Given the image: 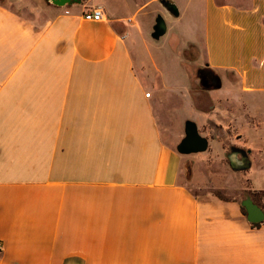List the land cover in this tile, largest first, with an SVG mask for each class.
Segmentation results:
<instances>
[{
    "label": "crops",
    "instance_id": "0c3cea01",
    "mask_svg": "<svg viewBox=\"0 0 264 264\" xmlns=\"http://www.w3.org/2000/svg\"><path fill=\"white\" fill-rule=\"evenodd\" d=\"M1 1L0 264H264V222L242 206L250 195L264 210V113L252 99L264 95V0H172L166 61L186 47L189 2L203 23L180 84L152 54L137 64L134 17L121 12L157 0L72 1L31 19L13 5L37 11L36 0ZM97 7L104 20H87ZM187 103L209 139L207 168L228 144L251 160L225 195L190 187L198 158L177 151L185 125L172 130Z\"/></svg>",
    "mask_w": 264,
    "mask_h": 264
},
{
    "label": "rangeland",
    "instance_id": "374dc122",
    "mask_svg": "<svg viewBox=\"0 0 264 264\" xmlns=\"http://www.w3.org/2000/svg\"><path fill=\"white\" fill-rule=\"evenodd\" d=\"M3 3L9 4V0H2ZM105 1V0H101ZM148 0H142L143 3H147ZM35 7H37V11H33L30 7H22L13 5L14 8L19 12L22 13L24 16L28 17V19L40 17L41 14H45L44 12L47 10L48 6H54L53 3H51L48 0H36ZM190 6V7H189ZM189 10H187L184 14V17L181 22H179L178 27L181 30L183 36L186 40H184V46H186L182 52L179 54V58H173L168 61H166L169 58V55L171 53L173 54V51L171 50L172 45L168 44L166 42V38H163L160 42H157L153 40L150 36L152 25L155 23V18L158 14H162L166 20L170 18V15L161 4L152 3L147 4L142 11L139 14L135 15V11L130 10L128 7H124L121 12L122 14L127 18L131 19L134 17V19H131V22H128L132 28V36L131 40L133 44V50L136 55L137 64L141 65V59L144 58L143 56H146L148 59L150 58L151 54L157 58L158 57V65L160 66L161 70H163L161 73V77L165 80V77L169 76V80L173 79V82H176L175 84H180L183 81L182 76V68L179 64V62H186L185 59H189L188 53L186 50L188 49V44H186V41H193L194 39H197L199 34L202 32L203 29V23L200 19V6L199 2H189ZM44 17V16H42ZM170 20V19H169ZM168 20V30L171 29V21ZM137 25V26H136ZM166 42V43H165ZM190 44V43H189ZM161 55V56H160ZM161 58V59H160ZM171 66L170 70H167V68ZM155 70V69H152ZM166 82V81H165ZM149 87L151 90L155 89V86L153 83L149 84ZM168 92L167 90L162 91V95H166ZM227 91L224 90L223 92H220V96H227ZM254 100V111L256 108L259 111H262L264 113V95L258 94L252 96ZM197 113L194 111V108L187 103V106L185 108L180 109L176 112L174 117L175 124L173 126V133L175 135H178L181 133L185 123L188 120L196 121L197 120ZM186 121V122H185ZM167 139V138H166ZM170 142H175L176 139H167ZM178 146V145H177ZM176 146V147H177ZM231 144H228L225 150H220L216 154L214 153L215 158H219L220 161L218 162H212L210 163L211 166L207 168L205 163L201 161L200 158H203L205 156L204 152L200 153H194L190 155H194L195 158H198L195 160L194 164V179L193 181L195 183H191L192 185V191L196 195H201L206 190L204 188H211L212 190H218L221 194L225 195V189L224 185H229L231 187L234 186V178H233V170L230 167L229 160L227 158V154L231 153ZM211 148V147H210ZM215 155H218L217 157ZM188 156V155H186ZM213 158V157H212ZM213 175V177H209V175ZM207 179H210L211 183H207ZM201 186H207L202 188ZM209 186V187H208ZM219 188V189H218ZM234 189H228L227 193H234ZM247 192V191H246ZM231 195V194H230Z\"/></svg>",
    "mask_w": 264,
    "mask_h": 264
},
{
    "label": "water",
    "instance_id": "95a60500",
    "mask_svg": "<svg viewBox=\"0 0 264 264\" xmlns=\"http://www.w3.org/2000/svg\"><path fill=\"white\" fill-rule=\"evenodd\" d=\"M57 6H65L72 3L71 0H49ZM75 2H82V0H74ZM162 7L173 17L180 16L179 7L172 0H157ZM168 33V23L162 14H158L155 18L151 38L159 42ZM209 148V139L204 137L198 128L196 122L188 120L185 123V137L177 146V151L182 155H190L194 153L206 152ZM230 167L234 171L247 170L251 167V160L248 154L238 148L232 147L231 153L227 154ZM187 179L191 180L193 174V164L189 163L186 166ZM242 206L247 212L249 222L253 224L264 222V210L258 206L251 198L246 195L242 201Z\"/></svg>",
    "mask_w": 264,
    "mask_h": 264
},
{
    "label": "built area",
    "instance_id": "2783aa9c",
    "mask_svg": "<svg viewBox=\"0 0 264 264\" xmlns=\"http://www.w3.org/2000/svg\"><path fill=\"white\" fill-rule=\"evenodd\" d=\"M85 18L87 20L102 21L105 18L104 10L101 7H97L95 9H93V10H90V11L86 12ZM129 21H131V20H129ZM146 95L148 97H150V93H147ZM0 248H1V245H0Z\"/></svg>",
    "mask_w": 264,
    "mask_h": 264
},
{
    "label": "flooded vegetation",
    "instance_id": "af4514ba",
    "mask_svg": "<svg viewBox=\"0 0 264 264\" xmlns=\"http://www.w3.org/2000/svg\"><path fill=\"white\" fill-rule=\"evenodd\" d=\"M71 1H74V0H71ZM213 81H214V78L213 79L211 78L210 80L207 79L206 82H205V83H207L206 86L207 87L212 86L213 85Z\"/></svg>",
    "mask_w": 264,
    "mask_h": 264
},
{
    "label": "trees",
    "instance_id": "16d2710c",
    "mask_svg": "<svg viewBox=\"0 0 264 264\" xmlns=\"http://www.w3.org/2000/svg\"><path fill=\"white\" fill-rule=\"evenodd\" d=\"M3 3V1H1Z\"/></svg>",
    "mask_w": 264,
    "mask_h": 264
}]
</instances>
